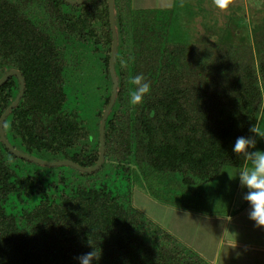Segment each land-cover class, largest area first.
Instances as JSON below:
<instances>
[{
	"label": "trees",
	"instance_id": "16d2710c",
	"mask_svg": "<svg viewBox=\"0 0 264 264\" xmlns=\"http://www.w3.org/2000/svg\"><path fill=\"white\" fill-rule=\"evenodd\" d=\"M114 3L119 86L105 161L91 173L42 166L0 137V264H79L93 249L92 264H212L139 210L134 190L178 211L227 214L204 208L219 204L209 188L225 169L251 164L233 151L236 139L253 136L254 124L264 131V10L251 42L231 45L210 28L193 43L176 40V7ZM112 48L108 0H0V79L12 70L25 79L4 123L9 144L43 161L95 167ZM137 74L151 88L133 106ZM20 89L16 76L0 87V119ZM255 139L250 151H264V138Z\"/></svg>",
	"mask_w": 264,
	"mask_h": 264
},
{
	"label": "rangeland",
	"instance_id": "374dc122",
	"mask_svg": "<svg viewBox=\"0 0 264 264\" xmlns=\"http://www.w3.org/2000/svg\"><path fill=\"white\" fill-rule=\"evenodd\" d=\"M133 8L139 9H175L174 32L179 36L176 40L182 38L192 42L195 36L201 32H205L207 28L215 31L216 37L222 39L225 43L231 45L249 44L252 40L251 31L263 13L264 0H234L233 4L227 11H221L213 4V0H132ZM179 9V10H178ZM256 16V17H255ZM255 17V20H254ZM251 167V164H249ZM240 169L228 168L225 169L219 179L213 184H210L211 191L218 190L219 195L216 200L219 204L211 207L205 206L204 210L213 209L214 211H223L229 208L230 199L237 190L238 201H244L243 196L246 191L242 190L238 178ZM213 189V190H212ZM214 193V192H213ZM205 197L206 200L212 199ZM220 196V197H219ZM134 205L151 217L164 228L172 232L181 241V235H199V229L188 226L184 220H179L177 210L165 207L154 201L144 190L136 187L134 190ZM174 224L176 226H174ZM177 225L179 226L177 229ZM184 232V233H183ZM184 244L188 245L187 240Z\"/></svg>",
	"mask_w": 264,
	"mask_h": 264
},
{
	"label": "crops",
	"instance_id": "0c3cea01",
	"mask_svg": "<svg viewBox=\"0 0 264 264\" xmlns=\"http://www.w3.org/2000/svg\"><path fill=\"white\" fill-rule=\"evenodd\" d=\"M234 192L227 199L231 203L225 210L227 214L199 215L177 210V222L184 220L188 226L200 228L198 236L181 237L212 264H264V228L249 218L250 205L245 200L238 201L237 190Z\"/></svg>",
	"mask_w": 264,
	"mask_h": 264
},
{
	"label": "clouds",
	"instance_id": "9594fccd",
	"mask_svg": "<svg viewBox=\"0 0 264 264\" xmlns=\"http://www.w3.org/2000/svg\"><path fill=\"white\" fill-rule=\"evenodd\" d=\"M234 0H213V4L221 11H227ZM127 62L121 60V66H126ZM130 85L134 88L130 91L129 103L133 106L143 103L144 97L150 92V84L145 81L143 74H137L129 78ZM253 136H240L236 139L233 151L237 155H243L246 161L251 163V167L245 165L239 170L238 178L242 188L247 189L243 199L250 205L249 218L258 227L264 228V151L256 149V136L264 138V131H261L258 124L249 128ZM79 264H92L98 259L97 252H87L77 257Z\"/></svg>",
	"mask_w": 264,
	"mask_h": 264
},
{
	"label": "water",
	"instance_id": "95a60500",
	"mask_svg": "<svg viewBox=\"0 0 264 264\" xmlns=\"http://www.w3.org/2000/svg\"><path fill=\"white\" fill-rule=\"evenodd\" d=\"M86 0H65V2H67L68 4H72V5H78L81 4L83 2H85ZM109 3V7H110V21H111V29H112V33H113V48H112V54H111V59H110V72H111V76H112V80H113V92H112V96H111V102L108 105L107 109L105 110V113L103 115L102 121H101V125H100V140H101V153H100V158L99 161L97 163V165L93 168H84L72 161H57V162H47V161H43L37 158H34L32 156L23 154L17 150H15L7 141L6 136H5V131H4V123L6 118L9 116V114L11 113V111L19 104L24 91H25V79L22 76V74L17 71V70H12L10 72H8L2 79H0V87L10 78L13 76L18 77L20 83H21V89H20V93L17 97V99L15 100V102L5 111V113L2 115L1 119H0V137L3 141V143L5 144V146L11 151L13 152L15 155L27 159L29 161L35 162L39 165L42 166H48V167H62V166H69V167H73L75 169H78L80 171H84V172H95L97 171L103 164V162L105 161V126H106V121L107 118L109 116V113L111 111V109L113 108V105L115 103L116 100V96H117V92H118V79L116 76V70H115V61H116V57H117V50H118V34H117V30H116V24H115V3L114 0H108Z\"/></svg>",
	"mask_w": 264,
	"mask_h": 264
}]
</instances>
